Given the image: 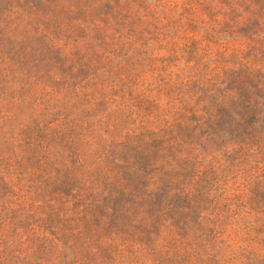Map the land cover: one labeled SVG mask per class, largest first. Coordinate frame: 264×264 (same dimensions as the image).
<instances>
[{"label": "rangeland", "instance_id": "obj_1", "mask_svg": "<svg viewBox=\"0 0 264 264\" xmlns=\"http://www.w3.org/2000/svg\"><path fill=\"white\" fill-rule=\"evenodd\" d=\"M0 264H264V0H0Z\"/></svg>", "mask_w": 264, "mask_h": 264}]
</instances>
